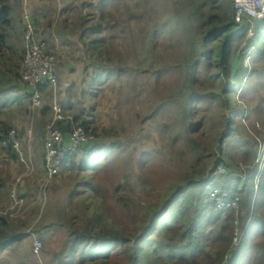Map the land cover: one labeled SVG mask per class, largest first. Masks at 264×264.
Wrapping results in <instances>:
<instances>
[{"label":"rangeland","instance_id":"obj_1","mask_svg":"<svg viewBox=\"0 0 264 264\" xmlns=\"http://www.w3.org/2000/svg\"><path fill=\"white\" fill-rule=\"evenodd\" d=\"M16 1L17 48L25 51L29 13L36 36L57 55L56 86L40 93L42 107L32 105L18 77L20 52L0 51V124L14 127L22 153L14 160L0 150V216L19 238L0 252V264H59L89 210L132 235L179 187L207 180L201 188L210 191L217 178L224 183L220 174L228 171L219 161L234 179L258 166L251 182L255 191L264 185V158L257 164L264 154V24L247 33L231 28L225 66L215 55L222 36L210 42L208 56L202 50L210 30L229 23L232 0ZM57 110L88 121L117 156L92 184L74 166L48 176L45 131ZM90 194L96 205L85 201ZM232 211L235 225L204 220L205 252L196 264L229 257L230 228L234 240L242 237V213Z\"/></svg>","mask_w":264,"mask_h":264},{"label":"trees","instance_id":"obj_2","mask_svg":"<svg viewBox=\"0 0 264 264\" xmlns=\"http://www.w3.org/2000/svg\"><path fill=\"white\" fill-rule=\"evenodd\" d=\"M20 6V1L0 0V51L8 49L13 54L20 52L18 50L20 48H17L15 42L18 39V32H21L17 25V8ZM220 10H223V7ZM229 10V23L218 27L215 25L210 30L211 34L204 40L202 45L203 54L208 56L211 53L209 52V48L212 45L210 42L216 36H222L220 40V43L222 42L221 48L215 53L216 55L220 52V56H223L221 66L227 64V59L229 54H231L230 44L234 36L231 28L238 27V31L246 33L248 29L247 27L240 28V26L236 25L233 20L231 5ZM262 24H264V20L257 22V26ZM35 25L37 27V24ZM37 37L48 44L41 34ZM256 48L260 53L263 51L259 45ZM24 53L25 51L19 54L18 69ZM19 76L20 74H18ZM23 85L28 89L25 84ZM44 89H46V86L40 87L41 92ZM78 122L79 118L74 117V127L85 128L88 132L90 131V134L97 135L95 130H91L88 121L83 120L80 124ZM73 124L71 122H59L57 127L69 132ZM13 129L12 125L0 124V150L2 153L5 152L4 154H9L12 159L18 160L17 154L19 153L15 149L14 144L8 143L10 132ZM97 137L99 138L98 135ZM4 144L7 145L5 146ZM108 149L106 144L97 140L84 147V149L68 155L62 163L61 171H63L65 166V168L74 166L79 170H84L89 178L87 184H92L94 176H97L100 171L111 164L115 165L118 162V160L115 161L117 156L111 154ZM219 165L229 169L225 162L219 161ZM226 168L224 173L228 171L225 174L227 176L220 174V177H222L223 181L225 177L228 179L225 178L224 183H222L217 178L214 185L215 188L213 187L210 191H207L204 187L201 188L207 184V180L200 182L190 181L179 187L175 193L167 198L161 208L145 214L143 221L139 223V228L132 235L123 234L119 228L115 227L116 225L114 224L116 223L109 220L103 211L102 213L96 210V213L91 214V210H89L85 220L87 225L82 229L75 230L71 243L63 249L58 263L196 264L197 256H202L205 252V247L202 244L205 231L202 226L204 220L213 216L214 224L235 225L233 224L235 219L234 211L217 212L210 201V194L218 188V190L227 191L232 198H239L240 212L242 213L239 217L242 237L238 245L234 246V226L230 228L232 235L227 253L231 251L227 259L224 260V257L222 258L221 264H264V213H261L264 205V185L255 191L254 183L251 182L259 173V168L256 166L253 168L254 173L250 172L251 174L248 177L246 176L247 178L244 176L240 179L230 177L233 171H229ZM87 200L90 201V204L92 203L91 205H96L93 195L90 194L85 201ZM166 219L167 221L163 222ZM8 227L9 219L0 216V252L14 246L19 241L18 235H10L6 231ZM219 228L220 232L225 229L221 226Z\"/></svg>","mask_w":264,"mask_h":264},{"label":"built area","instance_id":"obj_3","mask_svg":"<svg viewBox=\"0 0 264 264\" xmlns=\"http://www.w3.org/2000/svg\"><path fill=\"white\" fill-rule=\"evenodd\" d=\"M232 11L234 23L240 28L254 27L255 23L264 20V0H232ZM25 21L28 26V33L25 40V56L19 69L20 80L30 90L32 105L40 108L43 100L40 95V87L56 86L57 55L55 50L49 49L48 45L36 36V30L32 20H30L29 13L25 15ZM59 122H71L73 124L74 118L70 115H63L60 110H57L53 121L45 131L46 171L51 179L60 174L62 163L68 155L97 141L96 137L85 128L74 127L73 124L71 131L67 132L57 127ZM8 143L14 144L17 152L22 154L19 150L20 145L15 130L10 132ZM261 150L260 153H263L264 147H261ZM262 158H264V154H259L258 165L262 163ZM210 201L217 212L238 211L240 208L239 198H232L228 192L214 190L210 194ZM239 240L240 238L236 235L233 241L234 246L238 245ZM41 248L42 244L35 242V251L40 252Z\"/></svg>","mask_w":264,"mask_h":264},{"label":"clouds","instance_id":"obj_4","mask_svg":"<svg viewBox=\"0 0 264 264\" xmlns=\"http://www.w3.org/2000/svg\"><path fill=\"white\" fill-rule=\"evenodd\" d=\"M29 93H30V90H29ZM258 156H259V154H258ZM258 158V157H257ZM64 162V161H63ZM62 167V166H61ZM61 172V171H60ZM260 173H261V171H260V169H259V173L257 174V175H260ZM256 199V198H255Z\"/></svg>","mask_w":264,"mask_h":264}]
</instances>
